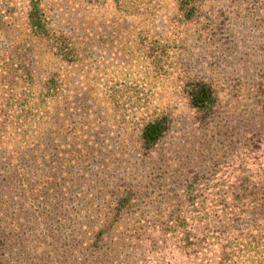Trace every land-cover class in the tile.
I'll return each instance as SVG.
<instances>
[{"label": "rangeland", "instance_id": "obj_1", "mask_svg": "<svg viewBox=\"0 0 264 264\" xmlns=\"http://www.w3.org/2000/svg\"><path fill=\"white\" fill-rule=\"evenodd\" d=\"M29 1L13 0L0 30V93L7 96L14 48L28 52L32 75L13 70L17 98L4 100L15 114L0 146L9 264H193L173 232L141 246L111 245L104 257L89 242L120 181L144 185L159 176L166 185L161 200L135 206L141 223L172 220L177 199L169 189L193 171H208L206 193L264 194V0H203L196 22L176 0H40L51 32L40 41L26 26ZM55 35L66 42L58 49ZM192 79L218 93L208 123L188 103ZM163 114L168 132L144 156L139 129ZM258 250L253 257L264 263V235Z\"/></svg>", "mask_w": 264, "mask_h": 264}, {"label": "trees", "instance_id": "obj_2", "mask_svg": "<svg viewBox=\"0 0 264 264\" xmlns=\"http://www.w3.org/2000/svg\"><path fill=\"white\" fill-rule=\"evenodd\" d=\"M176 1L181 13L183 12V15L187 13V16L193 14V21L196 22L200 16V4L203 0ZM11 4L13 0H0V30L10 23L13 11ZM24 13L29 33L38 41L49 39L50 27L41 1L30 0ZM54 38L52 46L55 49L59 48V44L66 43L62 37L55 35ZM13 50L10 56V60L13 61H9L10 82L4 84H8L7 98L5 94L0 93V97L3 94L0 100V146L1 142H7L6 136H2V133L5 130L9 133L7 126L12 125V118L15 117L14 112H11L12 108L6 105L7 100L14 101V98H17L10 86L12 79L18 76L13 70L21 69V76L26 75L28 79H32L27 60L28 52L21 51L18 47ZM15 64L18 65L14 66ZM185 92L195 119L199 123H208L217 112L219 103L213 83L204 79H192L186 83ZM260 111L264 115V93L260 100ZM169 126L170 118L165 114L150 119L141 126L137 140L144 156L157 149L166 136ZM11 135L12 132L9 133V136ZM159 178L161 179L159 176L151 177L144 185L131 181L117 183L116 190H113L111 205L107 206L105 212H101L100 222L97 225L98 232L89 242L92 253L97 254V257H104L111 245L116 249L124 244L141 246L146 241L152 240L153 234L167 231L174 233L178 248L192 259L193 264H264L253 257L258 254V246L264 235V227L261 228L257 224L264 214V194L256 190H246L247 188L236 194L220 190L206 193L207 186L211 182L208 171L203 174L193 171L192 179L185 177L177 186L169 189L177 199V202H173L176 207L171 212L172 215L175 213V217L169 221L150 219L148 223H141L139 221L142 220V216L137 210L147 205L152 196H158L161 200L164 191L168 190L164 187L166 185L158 182ZM249 184L250 182H247V186ZM258 196H261L262 200ZM207 199L210 200L206 201ZM138 202H142L143 206H139ZM135 206H139L138 209ZM156 206L155 208H158ZM123 220H132L131 225L127 221L123 223ZM126 225H129L128 233H126L128 229ZM4 232L0 227V264H9L6 254L13 247L7 243ZM118 232L125 234H122L123 236L116 242L115 238H119L116 237Z\"/></svg>", "mask_w": 264, "mask_h": 264}]
</instances>
